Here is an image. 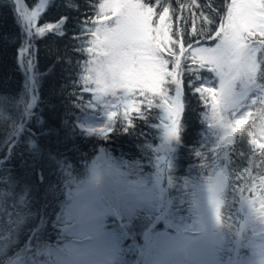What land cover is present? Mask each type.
Listing matches in <instances>:
<instances>
[{
    "label": "trees",
    "instance_id": "trees-1",
    "mask_svg": "<svg viewBox=\"0 0 264 264\" xmlns=\"http://www.w3.org/2000/svg\"><path fill=\"white\" fill-rule=\"evenodd\" d=\"M37 1L0 0V264H59L50 254L73 238L64 216L72 194L94 180L89 166L97 157L131 181L158 170L152 162L159 157L161 92L142 85L118 92L119 98L114 93L107 127L88 129L110 106L108 94L86 80L96 52L91 33L104 22L101 0H48L34 14ZM137 1L151 9L154 24L161 22L170 53L179 57L175 80L172 65L164 78L180 100L176 139L163 191L155 188L158 203L124 209L103 196L109 209L102 231L115 244L105 264H190L195 192L219 175V262L261 264L264 37L251 40L257 67L246 94L215 103L218 71L186 55L194 44L217 42L232 0ZM33 24L52 26L35 31ZM226 128L228 140L219 134ZM161 242L172 249L157 261Z\"/></svg>",
    "mask_w": 264,
    "mask_h": 264
},
{
    "label": "rangeland",
    "instance_id": "rangeland-1",
    "mask_svg": "<svg viewBox=\"0 0 264 264\" xmlns=\"http://www.w3.org/2000/svg\"><path fill=\"white\" fill-rule=\"evenodd\" d=\"M47 1L38 0L33 13L37 14ZM227 13L219 29L221 37L217 42L194 44L186 55L205 63L210 68L215 67L218 71L219 83L214 87L216 91L212 94L215 103L221 99L235 102L246 94L243 88L251 83L257 67L255 59L257 45L251 40L255 38L257 41L261 36L264 37V0H232ZM98 14L104 22L98 24L91 33L96 52L92 57V71L86 74V80L92 89L97 88L98 91L108 94L110 97L108 112L114 109L117 102L116 97H111L114 93L126 94L130 89L142 85L162 93L164 103L161 101L162 113L158 124L160 142L155 148L159 157L152 162L153 168L157 166L158 170L152 172L150 177L131 181L117 178L121 176L118 175L116 168L111 166V169L109 164H102L106 160L104 157L94 159L93 166L91 164L89 166L96 174L94 180L90 179L72 194V203L64 216L67 225L65 232L73 238L60 244L61 248L50 254L51 259L59 264L108 262L115 244L110 235L102 231L104 213L109 209L103 196L108 199L115 197L118 206L120 204L124 209L158 203L156 193L158 194L159 189L163 191V186L160 188L164 177L163 168L168 163L176 139L180 100L177 88L174 87V90L170 91L172 88L164 78L168 76L166 73L172 65L170 77L175 80L174 73L175 71L178 73L176 64L179 57L174 58L170 53L171 48L160 25L161 22L157 21V24H154L151 9L137 0H101ZM160 19L163 20L162 17ZM47 26L52 24L40 27L33 24L35 31L41 30L42 27L48 28ZM108 112L100 122L88 123V129H105L111 114ZM240 120L241 118L237 119V122ZM223 131L224 133L219 132L220 137L228 140L230 130L226 128ZM96 163L100 164L95 165ZM214 180L211 183L207 182L204 188L195 192V215L191 217L193 221L189 228L190 232L196 233L190 236V246L187 248L192 255L190 264H221L219 262L221 253L217 252L221 236L216 228V222L217 206L220 201L218 190L222 177L219 175ZM160 245L164 248L159 249L155 259L157 261L169 255L172 249L167 243L161 242ZM257 254L256 259L259 261V258H263L261 264H264V243L262 247L259 245ZM172 259L173 256L169 258L171 262ZM150 264L157 263L153 261Z\"/></svg>",
    "mask_w": 264,
    "mask_h": 264
}]
</instances>
